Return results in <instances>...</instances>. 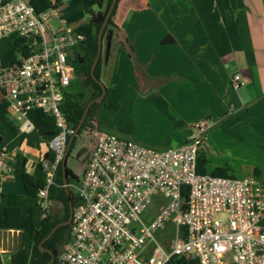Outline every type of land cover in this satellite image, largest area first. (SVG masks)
<instances>
[{
    "label": "built area",
    "instance_id": "built-area-1",
    "mask_svg": "<svg viewBox=\"0 0 264 264\" xmlns=\"http://www.w3.org/2000/svg\"><path fill=\"white\" fill-rule=\"evenodd\" d=\"M12 35L33 38L34 50L27 57L16 54L9 65L0 58V101L26 137L34 130L32 110L53 117L59 128L50 143L56 158L44 162L47 180L39 192L45 219L51 212L49 188L73 133L62 106L77 81L75 50L86 36L70 28L54 4L38 9L34 0H0V41ZM232 81L240 89V74ZM210 128L208 119L201 120L181 146L169 149L102 129L77 188L70 239L57 264H170L177 257L196 264H264V182L198 173ZM9 164L1 150V179ZM152 204L157 211L144 221ZM169 225L174 230L165 239ZM0 257L1 264H13L1 236Z\"/></svg>",
    "mask_w": 264,
    "mask_h": 264
},
{
    "label": "crops",
    "instance_id": "crops-1",
    "mask_svg": "<svg viewBox=\"0 0 264 264\" xmlns=\"http://www.w3.org/2000/svg\"><path fill=\"white\" fill-rule=\"evenodd\" d=\"M114 23L103 46L101 82L116 108L101 107L102 129L169 149L208 119L210 143L199 154L206 171L256 177L260 169L264 179V0H121ZM235 74L240 89L233 87ZM0 137L10 163L0 194L14 207L26 194L12 165L16 156L28 159L32 173L48 150L29 167L27 137L10 129Z\"/></svg>",
    "mask_w": 264,
    "mask_h": 264
},
{
    "label": "trees",
    "instance_id": "trees-1",
    "mask_svg": "<svg viewBox=\"0 0 264 264\" xmlns=\"http://www.w3.org/2000/svg\"><path fill=\"white\" fill-rule=\"evenodd\" d=\"M34 1L38 9H43L52 4L58 8L57 3L50 2L49 0ZM39 1L40 3H38ZM112 1L83 0V10L90 16L87 24L80 27V30L86 36V41L75 50L73 65L77 75V83L66 93L62 106V110L67 117L69 127L72 131L79 125L88 103L100 97L103 93L101 85L93 79L91 71L98 53L99 32ZM120 1L118 0L117 2L103 37H105L110 27L115 26L114 17L116 16ZM95 7L98 8L97 12L94 10ZM32 43L33 38H25L18 35H12L1 40L0 58L3 65H9L14 62L16 60V54H20L22 57L29 56L34 50ZM101 67L102 57L95 70V76L100 81ZM103 106L112 109L116 108V106L107 101V95L102 101L94 103L78 135L84 129L88 128L94 120H99V111ZM29 118L34 124V130L26 138L27 146L30 149L39 151L43 145H47L49 150L45 154L44 159L34 166L32 173L27 171L28 159L22 154L16 156L12 165L15 171L21 175L26 194L18 198L17 204L14 207H7L5 205V195L0 194V230H14L19 231L21 234V244L16 252L12 254L13 264H47L51 260V255L42 248L53 252L57 258L64 245L70 239L71 224L60 227L40 247L42 241L45 240L57 224L69 219L70 199L64 187L61 160L56 167L53 176L54 183L49 188V196L52 202H57L63 207V211L61 216L49 214L45 219L42 218L43 213L39 205V192L46 186L47 172L44 167V162L49 161L53 163L55 161L56 153L50 148V143L59 134V128L56 125L55 119L42 111H30ZM4 129H10L16 134L20 133L19 124L10 116L8 105L0 101V130ZM0 140H2V137H0ZM75 142L76 138L72 144L73 146ZM73 146L71 147L68 158L73 150ZM206 163L207 161L204 155H199L198 173L208 174L205 169ZM67 170L68 184L70 186L71 180H78V177L69 168ZM210 174L218 177L231 176L228 168H216ZM256 177H260V169H256ZM70 194L74 208L79 199L78 192L73 193L71 191ZM183 195L185 198L188 197L187 188H184ZM54 264H57L56 260ZM170 264H196V262L185 257H177Z\"/></svg>",
    "mask_w": 264,
    "mask_h": 264
},
{
    "label": "rangeland",
    "instance_id": "rangeland-1",
    "mask_svg": "<svg viewBox=\"0 0 264 264\" xmlns=\"http://www.w3.org/2000/svg\"><path fill=\"white\" fill-rule=\"evenodd\" d=\"M49 1L51 2V0ZM81 1L83 0H67L61 6H58V9L62 11V16L67 21L68 26L70 28H78L81 25L85 24V22L89 21L90 16L82 9V5L80 4ZM38 3H40V1ZM94 10H97V8L95 7ZM53 26L55 27L58 26L57 21L53 22ZM109 29H114V27H111ZM105 37H107V35H105ZM105 37H103V40ZM106 40L107 39L105 38L104 40L105 44L103 45L105 48H106ZM101 57L103 61L104 56H101ZM104 107L108 108L107 106H104ZM104 130H108V129H104ZM102 131H103L102 125H100L98 120H94L88 126V128L84 129L80 135H77L76 142L74 146L72 145L73 150L67 161V167L74 173L75 176L78 177V180H71L70 187H69L70 192L72 191L73 193H76L77 188L81 186L85 170L90 161L91 154L95 148L99 134ZM210 132L211 130L209 131V134H208V137H209L208 144L210 143ZM24 137H26V135H24ZM18 138L19 136L17 137V139ZM47 150H49V147L47 145H43L41 147V150L39 151L26 149L25 153L28 154V158L31 161L29 164V167L31 166L32 162H36L38 160L40 161V159L43 158V154ZM245 176L246 175L243 176L239 174V175H236V177L234 176V178L243 179L245 178ZM259 179L263 180L264 182L263 178H259ZM62 211H63V207L59 203L52 202L51 212H50L51 215L61 216ZM156 211H157V208L154 206V204L150 205L146 209L143 220L146 221L149 218H151L156 213ZM173 230L174 229L172 225H169L167 230L164 232V235H163L164 238L165 237L171 238ZM1 241L3 245V249L7 253V255H12L13 253L16 252V250L19 248L21 244V234L20 232H17V231L1 232Z\"/></svg>",
    "mask_w": 264,
    "mask_h": 264
},
{
    "label": "water",
    "instance_id": "water-1",
    "mask_svg": "<svg viewBox=\"0 0 264 264\" xmlns=\"http://www.w3.org/2000/svg\"><path fill=\"white\" fill-rule=\"evenodd\" d=\"M117 2L118 0H113L112 1V4L110 6V9L106 15V18H105V21L100 29V32H99V37H98V53H97V56L95 58V61L93 63V66H92V71H91V74H92V77L93 79L98 82L102 89H103V93L100 97L90 101L88 103V105L86 106V109L84 111V114L82 116V119L79 123V125L77 126V128L73 131V133L71 134L70 138H69V141H68V144H67V148H66V151H65V155L63 157V160H62V170H63V179H64V187H65V190L67 192V195L70 199V216H69V219L65 222H61L59 224H57L53 229L52 231L49 233V235L45 238L44 241H42V243L40 244V247H42L43 243L47 240H49L53 235L54 233L62 226H65V225H70L71 222H72V218H73V206H72V202H71V194H70V189H69V184H68V170H67V161H68V155H69V152L71 150V147H72V144L75 140V138L77 137L79 131L81 130L85 120H86V117L90 111V108L91 106L96 103V102H100L102 101L105 97H106V94H107V90H106V87L105 85L96 78L95 76V70H96V67H97V64L102 56V51H103V35H104V32H105V29L109 23V20L116 8V5H117ZM44 251H47L50 255H51V260L47 263V264H54L55 260H56V256L54 255L53 252L47 250V249H44L42 248Z\"/></svg>",
    "mask_w": 264,
    "mask_h": 264
},
{
    "label": "clouds",
    "instance_id": "clouds-1",
    "mask_svg": "<svg viewBox=\"0 0 264 264\" xmlns=\"http://www.w3.org/2000/svg\"><path fill=\"white\" fill-rule=\"evenodd\" d=\"M70 187V186H69Z\"/></svg>",
    "mask_w": 264,
    "mask_h": 264
}]
</instances>
